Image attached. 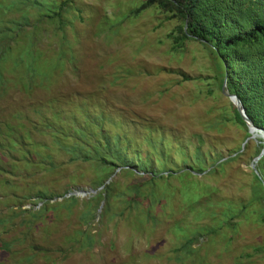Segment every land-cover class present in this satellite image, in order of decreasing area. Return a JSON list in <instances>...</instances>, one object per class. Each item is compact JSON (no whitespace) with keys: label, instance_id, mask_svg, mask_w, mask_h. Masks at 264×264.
<instances>
[{"label":"rangeland","instance_id":"374dc122","mask_svg":"<svg viewBox=\"0 0 264 264\" xmlns=\"http://www.w3.org/2000/svg\"><path fill=\"white\" fill-rule=\"evenodd\" d=\"M141 1L0 0V264H264L261 138Z\"/></svg>","mask_w":264,"mask_h":264},{"label":"trees","instance_id":"16d2710c","mask_svg":"<svg viewBox=\"0 0 264 264\" xmlns=\"http://www.w3.org/2000/svg\"><path fill=\"white\" fill-rule=\"evenodd\" d=\"M149 7H156L166 18L179 22L175 26L177 35L172 39L176 49L182 41H195L208 51L215 64L213 67L219 82L218 88L225 77L227 93L236 96L252 125L264 132V0H142L135 13ZM232 114L234 122L245 130L247 138L244 123L234 108ZM261 149L262 143L258 144L255 157ZM100 153L96 150L95 155ZM116 155L117 152L115 161L122 164L117 167H123L126 173H134L129 169L130 162L119 160V155ZM86 161L99 164L100 175L106 173L110 169L108 166L112 165L105 159ZM254 168L258 175V178H254L260 183L264 198V153L256 161ZM195 170L201 172L203 168L198 163ZM142 174L149 181L154 177ZM109 184L110 182L103 186L100 192L105 191ZM53 197L55 196L38 197L43 201L38 210L46 207ZM75 200L76 198L69 196L64 201L71 205ZM257 252L264 253V248Z\"/></svg>","mask_w":264,"mask_h":264},{"label":"water","instance_id":"95a60500","mask_svg":"<svg viewBox=\"0 0 264 264\" xmlns=\"http://www.w3.org/2000/svg\"><path fill=\"white\" fill-rule=\"evenodd\" d=\"M220 92H221L222 96L227 98V100L230 102L232 107L235 109V111L238 114L241 121L244 123V126L247 130V133L249 134V136L246 140H248L249 138H252L254 136V134H257L261 138L262 149H261L260 153L258 154V156H256V158L253 160V162L251 164V169H252L254 175L258 178V175L256 173L254 166H255L256 161L264 153V132L261 129H258L252 125L250 120L245 116L243 109H242V106H241L239 100L236 98V96L227 93V91L225 90V77H223L222 84L220 87ZM250 132H253V134L250 135L251 134Z\"/></svg>","mask_w":264,"mask_h":264}]
</instances>
